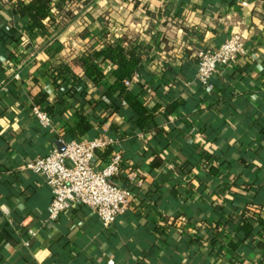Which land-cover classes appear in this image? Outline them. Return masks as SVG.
<instances>
[{
    "label": "crops",
    "instance_id": "obj_1",
    "mask_svg": "<svg viewBox=\"0 0 264 264\" xmlns=\"http://www.w3.org/2000/svg\"><path fill=\"white\" fill-rule=\"evenodd\" d=\"M13 2L0 0V21L22 38L25 20L11 13ZM89 11L87 30L77 17L36 30L31 52L19 46L25 55L15 59L0 46V230L7 225L13 236L0 246V264H264L255 249L263 234L231 247L249 209L264 210V0H96ZM235 33L243 53L216 71L207 92L195 79V53ZM110 37L141 55L125 87L154 118L139 130L115 102L118 113L79 137L75 115L92 113L86 101L100 100L114 67L102 64L97 85L83 79L57 99L48 72L70 51L81 56ZM31 92L53 107L48 130L30 113ZM102 132L115 144L95 163L122 157L113 183L130 194L129 210L109 229L81 205L49 223L50 189L19 168L61 141Z\"/></svg>",
    "mask_w": 264,
    "mask_h": 264
},
{
    "label": "trees",
    "instance_id": "obj_2",
    "mask_svg": "<svg viewBox=\"0 0 264 264\" xmlns=\"http://www.w3.org/2000/svg\"><path fill=\"white\" fill-rule=\"evenodd\" d=\"M95 1L29 0L26 2L14 0L13 3H10L12 5L11 13L17 19L25 20L23 25L26 27V36L19 38L15 27L0 21V46L5 48L8 60H12L24 53L31 52L29 40L36 30L45 31L53 26L64 28L71 23L73 18L77 17L81 24L85 25V31L92 24V21L88 20L89 8ZM76 4L78 5L76 10H72ZM92 39L95 40V37ZM96 43L98 42L95 41ZM19 46L23 47L24 53H18ZM128 46L130 45L125 42L120 43L115 38L110 37L104 43L99 41L98 47L92 45L81 56H71L70 51V55L49 70V78L54 85L57 99L66 94L69 89L76 87L83 79L97 85L104 79L100 70L102 64L114 67L112 71L114 81L108 87L100 90V100L98 102L86 101L89 103L92 113H76V124L73 132L79 137L88 135L99 120H107L118 113L119 110L115 102H120L122 106L126 107V110H130L131 117L134 118V123L139 130H143L153 120V113L148 111L137 96L125 87V82L131 80L141 61V55L137 52V48ZM30 96L32 103L41 107L53 119V107L45 105L47 102L46 95L41 92L33 95L31 92ZM10 231L7 225L0 230V246L2 242H12L13 236ZM237 232L242 236V239L234 240L231 245L234 249L241 247L259 234L264 236V218L257 219L256 228L249 220L244 219ZM255 249L264 252V242L257 243ZM259 264H262V261Z\"/></svg>",
    "mask_w": 264,
    "mask_h": 264
},
{
    "label": "built area",
    "instance_id": "obj_3",
    "mask_svg": "<svg viewBox=\"0 0 264 264\" xmlns=\"http://www.w3.org/2000/svg\"><path fill=\"white\" fill-rule=\"evenodd\" d=\"M242 6H246V3H242ZM243 50L244 39L240 33L232 34L215 49L198 50L195 53V79L198 84L211 92L216 71L234 64ZM17 77L14 75V78ZM125 85H129V81ZM29 110L41 129L51 128L52 118L41 107L31 104ZM114 144V140L105 132L91 140L61 141L62 152L54 149L43 157L26 161L19 168L20 171L41 176L50 189L49 223H55L73 205L91 210L104 229L111 228L127 213L132 198L127 190L113 183L124 164L122 157L115 154L105 163H95L96 153ZM260 217L264 218V210L253 207L245 219L251 222Z\"/></svg>",
    "mask_w": 264,
    "mask_h": 264
},
{
    "label": "water",
    "instance_id": "obj_4",
    "mask_svg": "<svg viewBox=\"0 0 264 264\" xmlns=\"http://www.w3.org/2000/svg\"><path fill=\"white\" fill-rule=\"evenodd\" d=\"M57 150H58V152H62V150H63V147H62V145H60V143H57Z\"/></svg>",
    "mask_w": 264,
    "mask_h": 264
}]
</instances>
